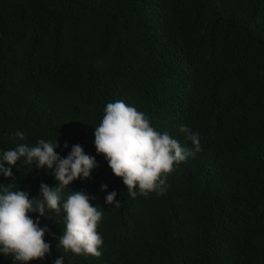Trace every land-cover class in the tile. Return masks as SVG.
Listing matches in <instances>:
<instances>
[{"label":"trees","instance_id":"1","mask_svg":"<svg viewBox=\"0 0 264 264\" xmlns=\"http://www.w3.org/2000/svg\"><path fill=\"white\" fill-rule=\"evenodd\" d=\"M116 101L186 148L180 127L199 133L163 195L130 197L97 154L95 126ZM40 139L58 140L62 158L76 144L95 157L62 200L92 198L104 243L100 257L64 253L63 210L31 213L51 245L31 264H264V0H0V153ZM12 171L30 198L57 183L23 161ZM0 264L14 261L0 253Z\"/></svg>","mask_w":264,"mask_h":264},{"label":"clouds","instance_id":"2","mask_svg":"<svg viewBox=\"0 0 264 264\" xmlns=\"http://www.w3.org/2000/svg\"><path fill=\"white\" fill-rule=\"evenodd\" d=\"M179 131L191 141L192 149L182 146L169 133L157 131L145 113L116 101L106 105L100 124L95 126L94 145L97 154L106 158L113 174L123 180L130 197L138 194L147 197L152 192L163 195L167 191L166 177L174 171V165L185 162L190 156L194 158L201 150L198 132L183 125ZM13 139L23 140L24 133L16 131ZM58 147V140L40 139L35 146L17 144L0 153V176L13 180L0 184V253L11 256L14 264H31L51 252V245L45 240L48 228L40 227L39 218L32 219L31 213L53 219V213L59 215L63 210L65 227L57 238L58 250L95 257L102 254L99 249L104 241L97 229L103 211L91 204L92 198L84 191L71 189L62 200L63 190L81 178L91 179L98 163L79 144L72 145L65 158L57 153ZM64 147L68 148V144ZM18 161L47 169L57 181L56 185L41 183L39 196L30 198L15 182L12 167L17 166ZM107 187L102 185L101 190L107 191ZM116 197L115 191L109 192L106 203L121 207ZM54 264H64V256L57 258Z\"/></svg>","mask_w":264,"mask_h":264}]
</instances>
